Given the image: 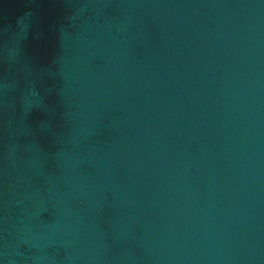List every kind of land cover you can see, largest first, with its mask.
I'll use <instances>...</instances> for the list:
<instances>
[{"label": "water", "instance_id": "1", "mask_svg": "<svg viewBox=\"0 0 264 264\" xmlns=\"http://www.w3.org/2000/svg\"><path fill=\"white\" fill-rule=\"evenodd\" d=\"M0 264H264V0H0Z\"/></svg>", "mask_w": 264, "mask_h": 264}]
</instances>
